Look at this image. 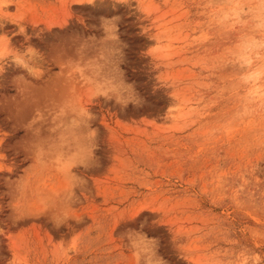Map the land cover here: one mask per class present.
Here are the masks:
<instances>
[{
    "label": "rangeland",
    "instance_id": "1",
    "mask_svg": "<svg viewBox=\"0 0 264 264\" xmlns=\"http://www.w3.org/2000/svg\"><path fill=\"white\" fill-rule=\"evenodd\" d=\"M259 3L0 0V264H264Z\"/></svg>",
    "mask_w": 264,
    "mask_h": 264
},
{
    "label": "clouds",
    "instance_id": "2",
    "mask_svg": "<svg viewBox=\"0 0 264 264\" xmlns=\"http://www.w3.org/2000/svg\"><path fill=\"white\" fill-rule=\"evenodd\" d=\"M231 7L235 9V16L238 18L243 17L245 15V9L250 6L237 2L231 5ZM256 7L259 8V13L252 20L253 28L254 30L264 32V0H260L259 5Z\"/></svg>",
    "mask_w": 264,
    "mask_h": 264
},
{
    "label": "bare ground",
    "instance_id": "3",
    "mask_svg": "<svg viewBox=\"0 0 264 264\" xmlns=\"http://www.w3.org/2000/svg\"><path fill=\"white\" fill-rule=\"evenodd\" d=\"M20 59V58H19Z\"/></svg>",
    "mask_w": 264,
    "mask_h": 264
}]
</instances>
